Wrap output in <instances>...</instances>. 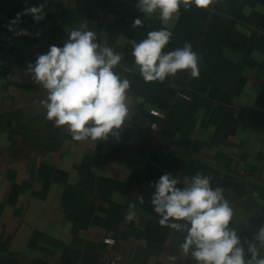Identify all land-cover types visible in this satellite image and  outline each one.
<instances>
[{"label":"crops","instance_id":"0c3cea01","mask_svg":"<svg viewBox=\"0 0 264 264\" xmlns=\"http://www.w3.org/2000/svg\"><path fill=\"white\" fill-rule=\"evenodd\" d=\"M137 3L0 0V264H104L107 235L117 239L121 264H172L169 255L196 264L181 254L187 232L160 226L151 204L153 183L166 173L179 188L197 173L223 188L245 249L264 226V0L181 6L163 52L190 43L200 75L184 70L162 83H146L132 56L130 41L165 27ZM40 5L44 19L21 15L9 30L18 13ZM136 18L142 27H133ZM81 24L123 57L114 71L130 81V107L118 138L74 141L45 118L38 101L47 93L27 74Z\"/></svg>","mask_w":264,"mask_h":264},{"label":"clouds","instance_id":"9594fccd","mask_svg":"<svg viewBox=\"0 0 264 264\" xmlns=\"http://www.w3.org/2000/svg\"><path fill=\"white\" fill-rule=\"evenodd\" d=\"M218 0H138L137 8L146 17L158 14L165 27L149 31L140 42L130 41L135 65L146 83L164 82L167 77L180 71L190 70L193 78L200 75L199 57L190 43L182 48L163 52L172 38L170 26L178 18L181 6L185 10L193 5L208 9ZM31 15L34 21L44 19L43 5L25 8L17 14ZM141 19L133 21V27H142ZM15 35H28L26 29ZM97 35L86 24L69 31L63 47L51 45L47 53L38 54L27 65V74L47 93L38 103L46 109L45 118L55 127H64L74 141L98 142L109 136L118 138L119 131L129 118L127 92L130 81L121 78L114 69L120 64L122 54L111 47L97 43ZM143 102V98H139ZM171 174H163L153 183L151 196L159 225L187 234L180 245L181 254H191L196 264H264V226L254 234L247 248L237 231L230 227L234 212L223 188L213 189L210 178L197 173L183 188ZM143 204V197H139ZM130 209L135 203L129 204ZM136 217L130 210L127 219ZM183 222V223H181ZM190 225V227H189ZM247 254V255H246ZM175 264L177 257L169 255Z\"/></svg>","mask_w":264,"mask_h":264},{"label":"built area","instance_id":"2783aa9c","mask_svg":"<svg viewBox=\"0 0 264 264\" xmlns=\"http://www.w3.org/2000/svg\"><path fill=\"white\" fill-rule=\"evenodd\" d=\"M150 113L155 116H159L158 110L152 109ZM157 123H152L151 128L156 129ZM103 242L107 245V251L100 255L99 260L104 264H121L123 260L122 254L116 249L117 239L112 235H107Z\"/></svg>","mask_w":264,"mask_h":264},{"label":"water","instance_id":"95a60500","mask_svg":"<svg viewBox=\"0 0 264 264\" xmlns=\"http://www.w3.org/2000/svg\"><path fill=\"white\" fill-rule=\"evenodd\" d=\"M88 180L91 181V177H89ZM88 188H89V186H88Z\"/></svg>","mask_w":264,"mask_h":264}]
</instances>
